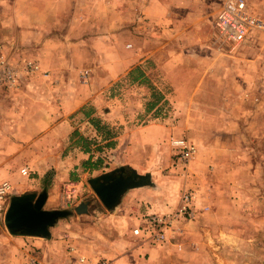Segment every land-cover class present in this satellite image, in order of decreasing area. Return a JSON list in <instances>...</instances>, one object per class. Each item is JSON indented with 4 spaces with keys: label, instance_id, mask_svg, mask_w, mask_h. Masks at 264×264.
<instances>
[{
    "label": "rangeland",
    "instance_id": "obj_1",
    "mask_svg": "<svg viewBox=\"0 0 264 264\" xmlns=\"http://www.w3.org/2000/svg\"><path fill=\"white\" fill-rule=\"evenodd\" d=\"M249 2L264 19V0ZM215 6L208 0L201 28L190 22L186 26L190 33L169 26L171 33L165 38L169 45L148 58L152 64L148 84H124L120 91L127 110L134 105L133 96L147 97L157 91L168 98L150 114L142 100L137 105L141 116L132 122L165 132L156 145L136 153L141 173H151L153 185L130 190L117 209L108 211L83 182L76 204L65 206L61 196L63 205L54 207L72 211L57 221L50 238L12 236L0 215V264H29L31 258L43 264H224L218 255L232 262L264 264V41L251 40L235 48L222 43L214 29ZM118 7L110 0H0V182L13 184L12 196L29 190L26 181L32 176L24 181L15 177L20 166L3 164V145L15 139L21 126V122L16 125L18 111L32 106L27 100L36 92L47 93L44 86L36 85L38 73H25L23 61L32 58L30 53L55 30L69 37L72 51L76 50L73 60L96 63L103 35L108 37L110 52L120 31L143 28L138 19L117 20ZM194 29L202 31L201 43L191 36ZM83 37L87 42L79 43ZM3 58L18 70L15 86L3 80ZM173 136L196 146L197 156L187 166L170 146ZM194 188L200 194L195 200L196 218L173 219L165 242L133 233L148 214L173 212L182 193ZM81 201L88 203V211L77 214L73 207ZM213 210L215 214L209 216ZM218 222L231 224L235 228L229 230L231 235L251 240L221 245V236L228 231ZM162 254L168 257L160 259ZM131 256V262L125 259ZM119 257L125 261L114 263Z\"/></svg>",
    "mask_w": 264,
    "mask_h": 264
},
{
    "label": "crops",
    "instance_id": "obj_2",
    "mask_svg": "<svg viewBox=\"0 0 264 264\" xmlns=\"http://www.w3.org/2000/svg\"><path fill=\"white\" fill-rule=\"evenodd\" d=\"M210 1L216 5L215 12H217L218 0ZM249 1L247 0L249 6L257 14ZM110 2L119 5L115 11L117 20L138 19L144 22V25L142 30L135 27L130 29L129 26L124 32L120 31L121 34L118 33L116 44L110 52L109 43L106 41L108 37L103 35L98 40L96 63L91 64L86 61L77 63L73 60L71 55L73 56L76 50L72 51L69 37L55 30L45 36V40L38 45L36 52L30 53L32 58H26L36 60L40 68L48 72L46 76L39 74L36 84L44 86L47 93L36 92L27 100L31 101L32 106L18 111L16 125H20L21 122V126L17 129L15 139L3 145V164L10 161L12 165L20 168L26 166L29 175L32 176L29 182L25 180L29 185L26 189L37 192L46 189L45 204L49 208L54 209L62 202L60 188L64 182L73 181L82 184L87 182L88 178L120 165L135 169L139 173L143 172L139 167L136 153L140 148L146 149L156 145L165 132H162L164 130L161 128L152 130L153 127L132 123L137 116H141L139 113L142 110L137 108L138 103L145 100L146 107L152 93L149 92L147 97H131L135 106L132 104L127 110L122 107L120 91L124 84L130 86L144 84L134 81L131 77V72L137 68L147 76V81L150 79L147 70L152 64L148 58L154 53L162 52L169 45L168 40L165 39L171 33L169 26L173 25L185 31L190 22H195L194 26L201 28L208 0H110ZM126 4H128L127 8L124 7ZM197 22H200L199 26L196 25ZM156 24L159 25V29L156 28ZM45 25L47 23L40 27ZM186 32L190 33L192 30L189 32L186 29ZM191 36L201 43L198 39L203 37V33L196 30ZM251 40L261 39L255 37L249 41ZM81 42L86 43L87 40L84 37L79 38V43ZM71 74H74L75 78H72ZM161 95L163 97L159 104L162 100L168 99L163 92ZM148 111L147 114H150L153 110ZM155 131L159 132L156 136L153 135ZM16 150L22 152H14ZM196 156L195 152L193 159ZM110 158H116V161L110 163ZM15 177H19L22 181L27 178L21 174ZM80 189L79 187V191ZM194 190L199 196V190L197 188ZM74 204L76 203L73 202L71 205ZM215 212L213 210L209 216ZM201 214L206 215V212ZM118 217L125 219L119 214ZM220 223L218 222V227L228 231L226 236H221V245H242V241L245 243L251 240L247 237L231 235L229 230L235 228L230 227L231 224ZM56 225L50 228L51 235L54 229H57ZM258 228L263 227L260 225ZM161 256L160 259L163 260L168 257L163 254ZM132 258L134 257L125 259L131 262ZM218 259L224 264L232 262V259L221 255H218ZM114 261L116 263L125 260L119 257ZM232 264H248V262L239 259Z\"/></svg>",
    "mask_w": 264,
    "mask_h": 264
},
{
    "label": "built area",
    "instance_id": "obj_3",
    "mask_svg": "<svg viewBox=\"0 0 264 264\" xmlns=\"http://www.w3.org/2000/svg\"><path fill=\"white\" fill-rule=\"evenodd\" d=\"M218 2L219 8L214 18V29L217 38L222 43L235 48L255 37L264 41V19L252 10L247 0H218ZM262 68L264 69V62ZM23 70L30 75L37 73L46 75L39 63L33 59L23 61ZM19 78L17 68L10 65L6 58H3V80L5 83L8 86H15ZM170 146L176 151L179 161L185 166L196 152L195 144L182 137H170ZM20 174L27 177L29 170L22 167ZM79 187L80 183L73 181H67L61 185L60 192L65 206L74 202L79 194ZM12 194L13 184L8 180H2L0 182V215H4ZM196 196L195 190L184 191L173 212L163 215L148 214L143 219V224L133 229V233L138 235L144 233L150 240L160 242V244L165 242L167 229L173 219L192 220L196 218ZM70 250L73 251L74 247L71 246ZM79 260L84 262L85 258L81 256ZM29 264L43 263L36 258H31Z\"/></svg>",
    "mask_w": 264,
    "mask_h": 264
},
{
    "label": "water",
    "instance_id": "obj_4",
    "mask_svg": "<svg viewBox=\"0 0 264 264\" xmlns=\"http://www.w3.org/2000/svg\"><path fill=\"white\" fill-rule=\"evenodd\" d=\"M87 183L98 200L108 211L115 210L125 193L133 188L153 185L151 173L144 174L135 169L127 171L120 165L87 179ZM47 190H26L10 197L3 216L6 230L12 236L50 238L52 228L60 218L71 213V209H47L44 204ZM77 214L88 211V203L81 201L73 207Z\"/></svg>",
    "mask_w": 264,
    "mask_h": 264
},
{
    "label": "trees",
    "instance_id": "obj_5",
    "mask_svg": "<svg viewBox=\"0 0 264 264\" xmlns=\"http://www.w3.org/2000/svg\"><path fill=\"white\" fill-rule=\"evenodd\" d=\"M131 77L134 81H137L138 83H146L147 82V76L143 73V71L140 68L135 69V71L131 72ZM163 95H161L159 92L154 91L152 93V98L147 102L146 109L147 110H157L159 107H161L165 102L162 100L161 104L159 102L161 101ZM159 104V105H157Z\"/></svg>",
    "mask_w": 264,
    "mask_h": 264
}]
</instances>
